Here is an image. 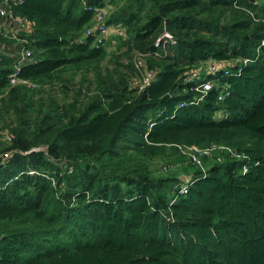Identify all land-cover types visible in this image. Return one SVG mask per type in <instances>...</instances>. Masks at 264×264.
<instances>
[{
    "label": "trees",
    "instance_id": "trees-1",
    "mask_svg": "<svg viewBox=\"0 0 264 264\" xmlns=\"http://www.w3.org/2000/svg\"><path fill=\"white\" fill-rule=\"evenodd\" d=\"M108 2L97 43L100 0H0V264H264V0ZM178 144L222 148L183 194Z\"/></svg>",
    "mask_w": 264,
    "mask_h": 264
},
{
    "label": "built area",
    "instance_id": "built-area-1",
    "mask_svg": "<svg viewBox=\"0 0 264 264\" xmlns=\"http://www.w3.org/2000/svg\"><path fill=\"white\" fill-rule=\"evenodd\" d=\"M101 4H98L96 6L91 7V10L94 13V19L92 20L91 26H89L86 29V35H90L92 33H96L97 36L95 37V42L100 43L101 40H103L106 36L111 35L115 31V26L111 27V25H108L106 23V19L108 17V14L111 10V5L108 2V0H100ZM9 15V12L6 10L4 6L0 4V19L2 17L7 18L6 16ZM11 18V16H8ZM12 20L16 21L17 23L23 25L24 20L21 18H16L12 17ZM8 29L5 28L4 24L0 22V33L7 31ZM118 31L123 37H125V32L123 30ZM162 39L164 41L170 40L172 41V36L168 34L167 32H164L161 34L159 40ZM264 44V41L261 42ZM33 55V52L30 48H23L18 56V60L15 64V71L12 72L9 77H8V85L9 86H14L16 84H24L27 81L22 80L18 77V68L19 66L25 62L26 60H29ZM144 65L143 60H138L137 61V68L142 67ZM206 73H213L219 70H225V66L213 62V61H208L206 63ZM226 73V72H225ZM154 72L152 70H146L141 72L140 76L138 78H134L131 80V84L138 85L140 88H143L147 86L150 81L153 79ZM192 78H199V74L197 72H192L190 75ZM213 82L211 79H202L199 83L194 85V91L200 95L198 99H200L202 96L207 94L208 91L212 89ZM218 100L222 99V95L217 97ZM183 105V103H180V106ZM6 139H9V136H6ZM177 148L180 150L181 153L185 155V158L188 159L189 163H193L199 167H201V159L200 157H203V155H211L212 152L215 150H220L222 148H218L217 146L213 145L210 147L206 148H198L196 146H185V145H176ZM166 167L164 166V169ZM189 176H186V179L181 182L177 187H176V192L179 194H183L187 191L188 184H189Z\"/></svg>",
    "mask_w": 264,
    "mask_h": 264
},
{
    "label": "rangeland",
    "instance_id": "rangeland-1",
    "mask_svg": "<svg viewBox=\"0 0 264 264\" xmlns=\"http://www.w3.org/2000/svg\"><path fill=\"white\" fill-rule=\"evenodd\" d=\"M110 12H112V9L110 10ZM110 12H109V14H110ZM109 14H108V16H109ZM113 26L114 25H111V27H113ZM159 38H157V40H156V43H155L156 46H159V44H161L162 39L159 40ZM111 50H114V48H111ZM204 66H206V65H204ZM6 135H7V129L0 128V139L4 140ZM176 148H177V146H176ZM175 152H176V155L178 156V158H176L170 162H165V161L160 160V159H155V160H153L152 166L154 169H158V171H160L163 174H170V173L177 174V177L179 178V180L181 182H183L186 179V175H187L183 171V167H185V166L181 165L178 168H177V166L180 165V163H178L180 160L179 159L180 154L184 157H185V155L183 153H181L178 148L175 150ZM164 166L166 167L165 169H164Z\"/></svg>",
    "mask_w": 264,
    "mask_h": 264
}]
</instances>
